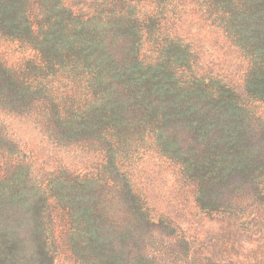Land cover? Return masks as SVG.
Returning <instances> with one entry per match:
<instances>
[{
    "label": "trees",
    "instance_id": "16d2710c",
    "mask_svg": "<svg viewBox=\"0 0 264 264\" xmlns=\"http://www.w3.org/2000/svg\"><path fill=\"white\" fill-rule=\"evenodd\" d=\"M0 37L35 52L0 59V115L100 159L34 174L0 124V264H54L60 247L76 264H156L135 245L178 228L140 181L150 161L232 243L184 233L190 264H264V0H0Z\"/></svg>",
    "mask_w": 264,
    "mask_h": 264
},
{
    "label": "rangeland",
    "instance_id": "374dc122",
    "mask_svg": "<svg viewBox=\"0 0 264 264\" xmlns=\"http://www.w3.org/2000/svg\"><path fill=\"white\" fill-rule=\"evenodd\" d=\"M208 66L214 71L228 70L227 74L234 75V69L228 68L229 60H225L218 51L205 52ZM35 52L29 48L0 37V59L8 66L19 65L27 59H33ZM213 71V72H214ZM232 77V76H231ZM233 81L237 76H233ZM240 93L241 89L238 90ZM254 119L264 124V103L254 105ZM0 124L9 139L17 143V147L29 155L32 153L34 174L38 171L45 175L51 174L52 169L67 168L69 171H82L88 169L92 164H99L98 154H94L91 147L83 144L69 145L67 147H56L46 135L36 129L28 116L21 115H0ZM183 137V136H182ZM184 138V137H183ZM6 157L0 155V168ZM37 171V172H36ZM172 169L156 168L152 161L145 163L141 180L149 185V198L155 209L170 218L177 226L172 236H165L157 230L153 231L145 241L137 243L145 255L149 256L156 264H190L191 258H187L184 251V243L181 236L190 239V245H212L215 253L230 251L232 243L228 239L227 232L218 224L208 222L192 204L190 189L179 187L174 183ZM220 237L223 239L221 240ZM62 245L61 243H56ZM64 244V243H63ZM237 246L246 248L243 238L237 239ZM54 264H76L71 255L60 247Z\"/></svg>",
    "mask_w": 264,
    "mask_h": 264
}]
</instances>
